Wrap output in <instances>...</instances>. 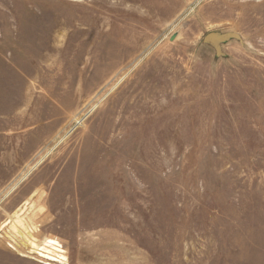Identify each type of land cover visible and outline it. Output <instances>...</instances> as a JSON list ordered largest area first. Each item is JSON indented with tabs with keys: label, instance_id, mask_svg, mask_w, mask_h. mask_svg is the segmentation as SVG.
Masks as SVG:
<instances>
[{
	"label": "rangeland",
	"instance_id": "374dc122",
	"mask_svg": "<svg viewBox=\"0 0 264 264\" xmlns=\"http://www.w3.org/2000/svg\"><path fill=\"white\" fill-rule=\"evenodd\" d=\"M0 264H264V0H0Z\"/></svg>",
	"mask_w": 264,
	"mask_h": 264
},
{
	"label": "water",
	"instance_id": "95a60500",
	"mask_svg": "<svg viewBox=\"0 0 264 264\" xmlns=\"http://www.w3.org/2000/svg\"><path fill=\"white\" fill-rule=\"evenodd\" d=\"M231 39L242 41L240 35L234 31H211L203 36L202 41L203 43L212 46L216 55H222V44Z\"/></svg>",
	"mask_w": 264,
	"mask_h": 264
},
{
	"label": "crops",
	"instance_id": "0c3cea01",
	"mask_svg": "<svg viewBox=\"0 0 264 264\" xmlns=\"http://www.w3.org/2000/svg\"><path fill=\"white\" fill-rule=\"evenodd\" d=\"M13 188H14V187H13ZM22 210H23V209H22ZM22 210H20L18 213H16L15 217H16V216H20V213H21Z\"/></svg>",
	"mask_w": 264,
	"mask_h": 264
},
{
	"label": "built area",
	"instance_id": "2783aa9c",
	"mask_svg": "<svg viewBox=\"0 0 264 264\" xmlns=\"http://www.w3.org/2000/svg\"><path fill=\"white\" fill-rule=\"evenodd\" d=\"M56 262H61V261H59V260H56Z\"/></svg>",
	"mask_w": 264,
	"mask_h": 264
}]
</instances>
